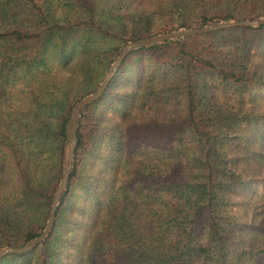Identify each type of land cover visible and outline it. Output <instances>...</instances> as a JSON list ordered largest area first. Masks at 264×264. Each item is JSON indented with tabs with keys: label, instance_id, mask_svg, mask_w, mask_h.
Listing matches in <instances>:
<instances>
[{
	"label": "trees",
	"instance_id": "1",
	"mask_svg": "<svg viewBox=\"0 0 264 264\" xmlns=\"http://www.w3.org/2000/svg\"><path fill=\"white\" fill-rule=\"evenodd\" d=\"M261 13L264 0H0V247L44 227L86 89L67 87L72 62L94 84L116 43ZM52 58L69 66L59 99L42 87ZM83 109L47 237L0 264H264V25L131 51Z\"/></svg>",
	"mask_w": 264,
	"mask_h": 264
},
{
	"label": "water",
	"instance_id": "2",
	"mask_svg": "<svg viewBox=\"0 0 264 264\" xmlns=\"http://www.w3.org/2000/svg\"><path fill=\"white\" fill-rule=\"evenodd\" d=\"M264 25V15H258L253 18L245 19H221L215 20L209 23H205L200 27L193 28H176L166 32L157 33L148 37L129 40L119 47L117 54L113 61L110 63L107 71L102 77L101 81L98 83L94 91L79 98L72 106L70 115L67 121L64 123V141H63V153H62V168L60 173V178L58 184L53 192L50 207L47 213L46 221L41 232L28 240H26L21 246H2L0 247V259L3 256L9 254H22L24 252L30 251L37 244L44 241L47 237L53 223L54 212L60 201L62 194L65 191L66 184L69 178V174L73 166V153L76 146V129L78 126V119L80 116V111L98 99L104 89L106 88L109 80L112 78L118 67L120 66L122 60L131 51L147 48L152 45L162 44L168 41L177 40L185 38L188 36L213 32L217 30H224L229 28H256L258 26Z\"/></svg>",
	"mask_w": 264,
	"mask_h": 264
},
{
	"label": "rangeland",
	"instance_id": "3",
	"mask_svg": "<svg viewBox=\"0 0 264 264\" xmlns=\"http://www.w3.org/2000/svg\"><path fill=\"white\" fill-rule=\"evenodd\" d=\"M258 15H264V13H261V14H258ZM258 15H256V16H258ZM256 16H253V17H256ZM215 20H217V19L209 20L206 23H209V22H212V21H215ZM218 20H221V19H218ZM179 28H193V26H191V27H179ZM174 29H176V28H174ZM159 33H162V32H159ZM124 43H122V44H120V43H116L115 44L114 43L116 45V50H112L111 52L108 51V52L104 53L105 57L108 58V59L115 58L119 47L122 46ZM252 57L254 59H256L257 56L252 55ZM74 62H72V64L69 65L71 70H75V71H74V78L71 79L72 81L68 85H67V83L69 81L67 79H69V74H68L69 66L68 65H66L64 67L59 66L58 63L55 61V58H52V63H51V66H53L52 69H54L53 72H54L55 76L54 77H51V76L50 77H48V76L45 77V75H42V87L47 83V81L50 80L51 84H52V87H53L52 90H53L54 96H56L57 99L60 98L59 95H60V89H61L62 86H66L67 85V87H69L71 89V92H73L76 89H80V88L86 87V89L84 91H81V93H84V95H86V94L90 93L92 90H94L97 87L98 83L102 79V78H100L99 80L94 81L95 82L94 84L92 83V84H89V85H88L87 82H89L90 80L86 81V83L82 82L84 80L83 77H81V76H83V74H82L83 73V69H77L75 66H73ZM109 65H108V67H109ZM105 72L103 73L102 77L104 76ZM78 77H81V78H78ZM79 94L80 93H78L77 95H79ZM84 95H82V96H84ZM87 115H88V111L82 109V111L80 112V116H79L78 121L81 120V122H83L84 121V117L87 116ZM76 194H77V197L75 198V201L79 202L81 200V197H83L84 193L82 192V190L78 189L76 191Z\"/></svg>",
	"mask_w": 264,
	"mask_h": 264
}]
</instances>
